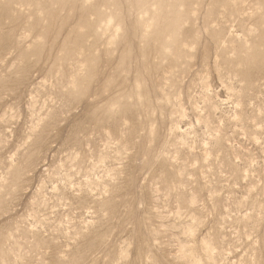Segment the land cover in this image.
Segmentation results:
<instances>
[{"label": "rangeland", "instance_id": "obj_1", "mask_svg": "<svg viewBox=\"0 0 264 264\" xmlns=\"http://www.w3.org/2000/svg\"><path fill=\"white\" fill-rule=\"evenodd\" d=\"M0 264H264V0H0Z\"/></svg>", "mask_w": 264, "mask_h": 264}]
</instances>
